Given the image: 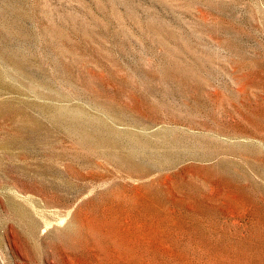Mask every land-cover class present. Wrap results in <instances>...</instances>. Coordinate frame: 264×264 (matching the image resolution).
Here are the masks:
<instances>
[{
	"label": "rangeland",
	"instance_id": "rangeland-1",
	"mask_svg": "<svg viewBox=\"0 0 264 264\" xmlns=\"http://www.w3.org/2000/svg\"><path fill=\"white\" fill-rule=\"evenodd\" d=\"M0 80L95 135L0 149V264H264V0H0Z\"/></svg>",
	"mask_w": 264,
	"mask_h": 264
},
{
	"label": "bare ground",
	"instance_id": "bare-ground-1",
	"mask_svg": "<svg viewBox=\"0 0 264 264\" xmlns=\"http://www.w3.org/2000/svg\"><path fill=\"white\" fill-rule=\"evenodd\" d=\"M10 62L12 63V65H14L15 70L20 71V75L23 74L22 72L24 70L28 71L19 59H11ZM6 71L8 70L6 69ZM7 85V83H4L0 80V86ZM37 86H40V84H37ZM33 87H35V84H33ZM9 88L14 90V87ZM26 106H29L30 108L37 107L40 110H28L26 109ZM61 111V108L52 105H46L42 107L36 106V104L31 102L26 103L20 98L0 99V119H6L13 123V126L10 128V140L0 141V149L7 150L8 148H10V146H15L23 153L34 144L33 136L36 133L41 134L43 139H45L46 137L49 138L50 134L47 133L49 132V129L51 128L55 130L56 128H58V126L68 128L69 130H71V134H75V131L78 130L77 133L81 134V136L79 137V141L81 142H86L88 138L95 136L94 132L88 130V123H91L89 118L78 122L72 119H66L63 116L64 112ZM85 122L86 125H84ZM76 126L80 128L78 129ZM89 127L92 128L91 126ZM51 135L55 138L54 131ZM20 216L21 219L28 218L27 214H20ZM29 225L32 229H35L36 224L34 221H29Z\"/></svg>",
	"mask_w": 264,
	"mask_h": 264
}]
</instances>
